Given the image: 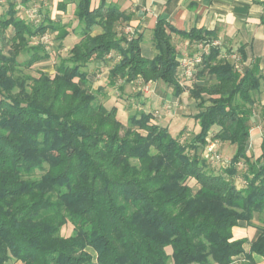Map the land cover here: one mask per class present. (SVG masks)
Here are the masks:
<instances>
[{"label": "trees", "instance_id": "16d2710c", "mask_svg": "<svg viewBox=\"0 0 264 264\" xmlns=\"http://www.w3.org/2000/svg\"><path fill=\"white\" fill-rule=\"evenodd\" d=\"M21 11L10 1L0 13V264H258L256 256L264 264L259 65L237 69L212 45L196 74L200 81L190 88L199 130L184 141L152 111H136L126 126L117 106L97 96L104 85L93 87L88 67L109 56L111 85L117 78L157 81L180 95L173 33L214 38L207 31L178 30L160 18L152 33L156 54L149 58L141 34L125 31L131 16L104 2L78 0L73 31L62 20L40 21L39 13ZM49 31L57 32L59 46L73 32L79 37L54 74L35 76L23 67L50 57L43 40ZM22 54L28 58L21 61ZM258 103L263 131L254 155L249 144ZM215 127L213 138L236 146L219 170L204 153ZM255 213L262 216L260 234L246 252L233 228L256 226ZM70 223L72 233L63 234Z\"/></svg>", "mask_w": 264, "mask_h": 264}, {"label": "crops", "instance_id": "0c3cea01", "mask_svg": "<svg viewBox=\"0 0 264 264\" xmlns=\"http://www.w3.org/2000/svg\"><path fill=\"white\" fill-rule=\"evenodd\" d=\"M10 1H15L22 9L21 15L29 11H38V15L42 17L49 16L54 20H62L67 23V28L72 30L76 27L75 19L76 2L78 0H32L27 6L21 5V0H0V5L7 2V10ZM94 5L104 2L108 7H117L131 16L129 21L124 22L125 31H135L136 35L141 34V51L146 57L153 58L156 49L152 43V33L158 19L164 18L168 23L178 30L189 31L193 28L201 31H207L214 38L209 40H191L182 37L179 33H173V41L180 51V67L178 71L179 84L180 80L184 84H180L183 92L176 95L171 87H166L157 81H149L153 85V91L159 94L164 100L169 95L175 100H181L183 95L190 92L193 83L200 81L197 72L202 68L201 63L196 66V71L190 82L187 77L182 74V61L184 58L192 56L198 52L197 43L205 42L209 50L212 45L220 47L221 54L231 60L237 69L244 70L250 65L258 64L262 73H264V0H93ZM35 7V8H34ZM1 12V13H5ZM130 28V31L127 30ZM12 30V27L10 28ZM73 31V30H72ZM100 28L96 27L94 33H99ZM129 34V33H128ZM75 37V38H74ZM78 35L73 32L66 41L74 38L70 47L77 39ZM66 47V48H67ZM111 57L107 56L103 61L92 62L88 69L93 66H99L101 63L110 62ZM102 74L106 72L102 68ZM109 74V73H108ZM92 74L88 77L91 81ZM98 76H100L98 74ZM186 80V81H185ZM167 90H165L163 87ZM160 87V88H159ZM170 88L172 89L170 91ZM264 97V96H263ZM264 102V101H263ZM153 104H148L151 108ZM151 110V109H150ZM149 110V111H150ZM147 111V110H146ZM193 118V117H192ZM193 120H195L193 118ZM198 125V124H196ZM236 183L239 187L243 186V181ZM242 182V183H241ZM261 214L255 213L253 223L256 226H250L243 222L240 226L233 228L234 239L244 238V249L249 252L251 244L260 234L259 225L261 222ZM255 229V235L252 238L247 237V233H242V229ZM258 264L263 263V258L256 256ZM244 255L236 257V261L243 260Z\"/></svg>", "mask_w": 264, "mask_h": 264}, {"label": "rangeland", "instance_id": "374dc122", "mask_svg": "<svg viewBox=\"0 0 264 264\" xmlns=\"http://www.w3.org/2000/svg\"><path fill=\"white\" fill-rule=\"evenodd\" d=\"M6 4L7 2L0 5V13L7 10ZM30 13L31 11H29V14ZM26 14L27 13H24V16ZM36 14H38V12H33L32 17H35ZM37 17L40 21L42 20L41 16L38 15ZM47 33L48 34H46V41L48 42L46 44L48 46V51L50 52V57L36 62L31 67H23L26 72L31 73L35 76H38L41 70L46 71L50 74H54L55 66L59 62L60 57H64L67 55L70 48L67 46L70 45L72 40L75 38H71L67 41L65 39L63 46H59L60 40L58 41L56 38L57 32L49 31ZM26 58H28L27 54H22L19 57L21 61ZM110 65L111 64H107L106 62H104L101 63V65L99 64V66H93V68L88 69V71L89 74H92L91 76L94 75L93 77H91L94 79L92 81L94 88H98L100 85H104L103 91L97 94L99 99L107 106H117L118 117L126 126L128 125V117L131 114L135 113L136 111H149L151 109L150 111L153 112L155 120L161 125L168 126L170 128V131L175 136L180 137L181 140H190V138L199 130L198 125H196L197 122L192 118V115L198 111L197 100H195L191 96L190 92L183 95L181 100H175L172 95H169L163 100L159 94H156L153 91L154 88L151 82L144 84L141 80H135L133 82L124 83L121 78H117V82L111 85L108 74ZM102 68L106 70L103 75H101ZM98 74L100 76H98ZM187 81L190 82V80ZM180 82L184 84V81L182 82L180 80ZM163 88L167 90L165 87ZM171 90L172 89L170 88V91ZM148 104H153V106L149 108ZM260 108L261 104L258 103L256 105L254 120L252 122V137L249 144V151L254 155H257L260 152L259 144L261 142V133L263 131V121L259 114ZM216 130L217 127H215L208 136V145L210 146L211 144H214L213 149L209 150L207 145L204 153L208 157L212 166L216 170H219L230 162L231 157L235 153L236 146L230 144L229 142H224L213 138ZM239 166L240 169L244 167L243 164H239ZM236 178H239L237 181L240 184V176ZM72 229L73 225L70 223L62 229V233L65 235H70L72 233ZM241 231L244 234L247 233L246 235L250 239L255 235L254 233L256 231V228H250L248 229V231L242 229ZM88 249L93 254H95V251L93 249ZM168 251L170 252V248Z\"/></svg>", "mask_w": 264, "mask_h": 264}, {"label": "built area", "instance_id": "2783aa9c", "mask_svg": "<svg viewBox=\"0 0 264 264\" xmlns=\"http://www.w3.org/2000/svg\"><path fill=\"white\" fill-rule=\"evenodd\" d=\"M33 12H36L34 10H31L30 15L32 16ZM127 30L130 31V28ZM43 40L46 41V35L43 37ZM48 40V39H47ZM48 42V41H46ZM210 45L205 42H199L197 43V48L199 49L198 52L192 56L186 57L182 61V74L183 76L187 77L189 80L193 77L196 66L203 61V55L208 53L207 46ZM214 145V144H213ZM213 145H208V149L212 150Z\"/></svg>", "mask_w": 264, "mask_h": 264}]
</instances>
